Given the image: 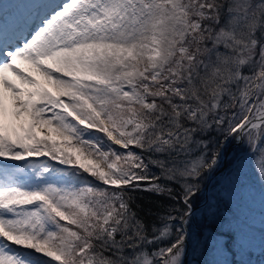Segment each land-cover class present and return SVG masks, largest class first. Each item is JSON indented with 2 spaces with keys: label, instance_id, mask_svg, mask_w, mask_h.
<instances>
[{
  "label": "snow or ice",
  "instance_id": "6c2138e0",
  "mask_svg": "<svg viewBox=\"0 0 264 264\" xmlns=\"http://www.w3.org/2000/svg\"><path fill=\"white\" fill-rule=\"evenodd\" d=\"M260 139L264 0L16 4L0 23V264H185L205 177ZM143 191L172 201L157 222L134 210ZM203 249L231 264L225 234Z\"/></svg>",
  "mask_w": 264,
  "mask_h": 264
},
{
  "label": "rangeland",
  "instance_id": "374dc122",
  "mask_svg": "<svg viewBox=\"0 0 264 264\" xmlns=\"http://www.w3.org/2000/svg\"><path fill=\"white\" fill-rule=\"evenodd\" d=\"M262 163L264 139L258 141L255 149L244 141L237 142L229 150L219 174L210 183L209 192L212 195L207 197L203 210L198 209L191 219V241L187 248V256L191 255L192 259L190 264H209L214 259H221L203 249V238L219 235L209 230L210 224L201 223L205 214L217 222L214 231L225 234L229 241L232 250L226 254V259L231 264H264V187H261L264 178L259 173V165ZM229 173L232 174L231 182L225 185L224 176ZM208 203L212 205L211 214L206 211ZM197 225L202 229L200 234Z\"/></svg>",
  "mask_w": 264,
  "mask_h": 264
},
{
  "label": "trees",
  "instance_id": "16d2710c",
  "mask_svg": "<svg viewBox=\"0 0 264 264\" xmlns=\"http://www.w3.org/2000/svg\"><path fill=\"white\" fill-rule=\"evenodd\" d=\"M210 174L212 173H209L208 176L205 177L203 184H205ZM174 187H175V190L177 191L180 190V185H175ZM211 195L212 194L210 191L208 194V197ZM132 196L134 199V210H137L140 216L149 222H157V217L159 215H162L164 213V210L172 204V201L169 200L166 195H161V194H157V193L150 192V191L135 192V193H132ZM214 197H216V193ZM201 198H202V193H201V196L197 198L196 203L200 201ZM216 203H217V212H218L219 211V199ZM204 206L202 207L201 210H203ZM201 223L203 225L206 223L210 224L209 230L211 232H213L212 229H215V230L217 229V222H215L213 218L208 217L206 214L203 215ZM197 226L199 227L197 232L198 234H200L202 229H200V225H197ZM189 228L191 227L189 226ZM190 256L188 257L186 255V264H190V261L192 260Z\"/></svg>",
  "mask_w": 264,
  "mask_h": 264
},
{
  "label": "bare ground",
  "instance_id": "6f19581e",
  "mask_svg": "<svg viewBox=\"0 0 264 264\" xmlns=\"http://www.w3.org/2000/svg\"><path fill=\"white\" fill-rule=\"evenodd\" d=\"M24 2L25 0H0V23H10L16 11V4Z\"/></svg>",
  "mask_w": 264,
  "mask_h": 264
},
{
  "label": "water",
  "instance_id": "95a60500",
  "mask_svg": "<svg viewBox=\"0 0 264 264\" xmlns=\"http://www.w3.org/2000/svg\"><path fill=\"white\" fill-rule=\"evenodd\" d=\"M236 143H237V142H232V143H230V144L228 145L227 151H226V153H225V155H224V158H223L222 166H223V164H224V161H225V158H226V156H227V153L229 152V150H230V149H231ZM222 166H221V168H222ZM221 168H220L219 170L213 172L212 174H210L209 178H208L207 181L205 182V185H207V187L204 188V190H203V192H202V198L200 199V201H198V202L196 203V211H197L198 209H201V208L206 204V202H207V199H206V198L208 197V194H209V185H210L211 181L214 179V177L217 176V175L219 174ZM190 223L193 224V221L191 220ZM212 231H213L214 233H216V234H222V233H220V232H218V231H214V229H212ZM185 264H186V257H185Z\"/></svg>",
  "mask_w": 264,
  "mask_h": 264
}]
</instances>
